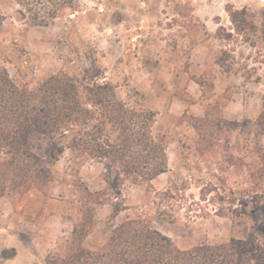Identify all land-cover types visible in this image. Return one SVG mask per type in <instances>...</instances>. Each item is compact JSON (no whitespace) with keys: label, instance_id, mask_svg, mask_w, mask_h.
I'll return each instance as SVG.
<instances>
[{"label":"rangeland","instance_id":"1","mask_svg":"<svg viewBox=\"0 0 264 264\" xmlns=\"http://www.w3.org/2000/svg\"><path fill=\"white\" fill-rule=\"evenodd\" d=\"M227 5L256 10L264 0H80L47 26L20 24L12 18L16 4L0 0V47L16 41L31 55L38 75L63 71L86 83L105 79L120 98L135 90L158 113L155 133L163 138L168 172L152 184L157 191L169 184L183 188L182 207L174 222L153 213L151 218L181 249L254 239L261 223L244 220L240 210L245 204L251 215L264 211V181L247 177L258 174L257 155L264 152V81L247 83L215 64L222 46L216 31L230 26ZM248 52L237 47L240 55ZM5 67L14 77V69ZM206 110L222 132L217 145L204 150L193 126ZM30 146L48 173L64 180L42 193L7 190L0 197V264H61L57 260L67 259L74 224L68 202L71 156L64 152L54 161L47 136L32 135ZM79 173L91 188L105 187L102 165L86 163ZM122 195L133 207L145 194L126 186ZM113 202L97 208L99 222L85 248L104 244L123 218L124 213L111 218Z\"/></svg>","mask_w":264,"mask_h":264},{"label":"trees","instance_id":"2","mask_svg":"<svg viewBox=\"0 0 264 264\" xmlns=\"http://www.w3.org/2000/svg\"><path fill=\"white\" fill-rule=\"evenodd\" d=\"M17 8L12 18L20 24L47 26L80 0H10ZM229 28L219 27L215 38L222 42L215 64L227 74L241 75L247 83L264 81V7L224 8ZM0 22V27H1ZM238 46L248 48L246 55ZM0 197L7 190L25 195L44 192L62 182L45 169L31 149L32 135L47 136L54 143V161L71 156L69 204L71 231L68 256L61 264H264V211L251 215L243 204L240 216L261 223L254 239H230L217 244L201 243L181 249L153 226L151 213L174 222L182 202L177 185L157 191L153 182L168 172L163 138L155 133L158 113L149 109L143 95L129 90L122 99L117 87L101 79L79 81L60 71L38 75L33 60L15 41L0 47ZM5 65L15 72L13 77ZM196 143L204 150L217 145L222 132L210 120V112L196 118ZM228 143V139L226 141ZM259 155V156H258ZM258 174L249 181H264V152L258 153ZM86 163L104 168V188L93 189L80 177ZM144 189L139 205L128 207L122 190ZM113 202L111 218L124 213L104 244L95 250L83 246L97 226V208ZM264 210V197L260 201ZM76 204L75 207H73ZM75 211V213H73ZM126 213V214H125ZM263 215V216H262ZM263 217V219H262ZM5 257V253H3ZM8 258V257H6Z\"/></svg>","mask_w":264,"mask_h":264}]
</instances>
